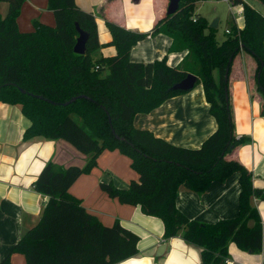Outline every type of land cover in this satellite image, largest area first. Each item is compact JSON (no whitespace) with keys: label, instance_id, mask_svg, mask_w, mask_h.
Instances as JSON below:
<instances>
[{"label":"trees","instance_id":"16d2710c","mask_svg":"<svg viewBox=\"0 0 264 264\" xmlns=\"http://www.w3.org/2000/svg\"><path fill=\"white\" fill-rule=\"evenodd\" d=\"M24 1L0 0L7 5L6 13L0 14V102L18 105L29 121L24 141L63 140L89 160L83 167L63 168L51 162L44 166L33 182V189L47 198L39 221L0 264H10L12 253L23 255L25 264H117L138 253V236L118 223L103 226L69 193L80 176L96 167L104 150H117L129 158L138 179L126 189L111 181L100 183V189L109 198L139 206L144 215L159 219L165 240L180 234L200 248L202 264L223 263L230 243L260 254L262 226L252 200H264V191L253 187L251 172L233 157L247 139L235 135L229 75L240 52L251 56L255 87L264 106V16L245 0H228L232 6H242L243 27L233 24L230 35L219 43L216 31L196 13L198 3L206 0H179L177 12L158 18L151 33L170 38V51H187L180 66L169 67L166 58L148 64L130 62L131 48L147 34L109 21L107 45L116 54L94 59L92 54L103 47L95 18L75 0H47L54 26L33 22V31L22 33L16 21ZM255 1L264 6V0ZM76 24L88 34L84 55L73 52ZM187 74L198 77L217 124L216 131L194 150L172 146L133 126L136 114L149 113L183 94L170 88ZM235 173L240 185L235 218L204 224L177 210L179 189L203 194L212 182H224Z\"/></svg>","mask_w":264,"mask_h":264},{"label":"crops","instance_id":"0c3cea01","mask_svg":"<svg viewBox=\"0 0 264 264\" xmlns=\"http://www.w3.org/2000/svg\"><path fill=\"white\" fill-rule=\"evenodd\" d=\"M249 2L245 0L248 6L264 16ZM75 3L94 15L98 41L103 46L92 54L94 59L116 54L115 48L107 45L111 37L106 21L147 34L131 48L129 60L132 63L148 64L166 58L169 67H178L188 54L187 51H170V38L151 34L155 21L166 14L168 0H75ZM205 3H213L211 11L203 9ZM220 3H225L229 10L225 0L201 1L196 8V13L205 18L208 25L217 21L216 29L220 22ZM238 9L232 10L234 14L229 10L233 19L238 16ZM6 10L7 6L0 14L3 16ZM239 16L241 20L234 21L238 29L243 27L242 15ZM16 22L22 33L32 32L33 22L49 27L55 24L53 13L47 9V0H25ZM238 56L230 69L229 91L236 138L247 140L233 157L251 172L253 187L264 191L263 100L254 83L253 58L243 52ZM28 126L29 121L18 105L0 102V262L39 221L47 198L33 189V182L44 166L51 162L63 168L83 167L89 160V156L82 155L63 140L35 137L24 141L23 133ZM133 126L151 132L172 146L191 150L199 149L217 129L200 83L188 92L167 99L149 113L136 114ZM137 179L129 158L117 150H104L96 159V167L89 174L80 176L71 185L69 193L103 226L118 223L138 236V253L117 264H202L199 247L184 241L180 234L165 240L159 219L144 215L139 206L121 204L117 199L109 198L99 186L111 181L117 188L126 189ZM239 194V174L235 173L224 182H212L203 194L179 189L175 205L189 220L212 224L238 215ZM252 206L261 221L262 251L250 254L230 243L228 258L235 264H264V200L253 198ZM10 264H25L24 256L12 253Z\"/></svg>","mask_w":264,"mask_h":264},{"label":"water","instance_id":"95a60500","mask_svg":"<svg viewBox=\"0 0 264 264\" xmlns=\"http://www.w3.org/2000/svg\"><path fill=\"white\" fill-rule=\"evenodd\" d=\"M179 8V0H168V6L166 10V15L171 16L177 12ZM217 27V21L214 20L210 25V29H216ZM76 32L78 34V37L76 38V43L73 47V52L77 55H84L86 53V43L88 40V34L83 32L78 25H75ZM227 76H228V70L225 72V82L227 81ZM198 82V77L193 75V74H187L186 77L181 80L180 82L174 84L170 89L172 91H178V92H188L194 88V86ZM22 93H25L24 91H21ZM81 97V96H80ZM77 98H72L69 102L63 104L68 105L69 103H72L75 101ZM263 111H264V106H263Z\"/></svg>","mask_w":264,"mask_h":264},{"label":"rangeland","instance_id":"374dc122","mask_svg":"<svg viewBox=\"0 0 264 264\" xmlns=\"http://www.w3.org/2000/svg\"><path fill=\"white\" fill-rule=\"evenodd\" d=\"M250 5L252 6H256V8L259 10V11H262L261 13H264V7L257 1H254V0H250L249 2ZM6 4H2L0 5V11H3L4 8L6 9ZM213 6V3L210 4V3H205V5L203 6V9L205 11H211V7ZM218 17L220 19V22L218 24V28L217 29H214L216 30L215 32V35H216V39L218 42H222L221 40H224L228 35H226L224 33L225 29H231L232 25L234 24V21L235 22H239V20H241V17L240 16H236L234 19L232 18L229 10H228V7L225 3H220V5H218ZM210 25V24H209ZM239 57V56H238ZM75 120L77 122H79L76 118Z\"/></svg>","mask_w":264,"mask_h":264},{"label":"built area","instance_id":"2783aa9c","mask_svg":"<svg viewBox=\"0 0 264 264\" xmlns=\"http://www.w3.org/2000/svg\"><path fill=\"white\" fill-rule=\"evenodd\" d=\"M225 1L229 5L230 12H233L232 10L235 9L236 7H238L239 9H238L236 15L239 16V15H242L243 14V8H242V6H240V5H238V6H232V5L229 4L228 0H225ZM232 14H234V12ZM224 33L226 35H230V30H225ZM97 69H98V67L95 68V70H97ZM221 264H235V263L232 260H230L229 258H225L224 261H223V263H221Z\"/></svg>","mask_w":264,"mask_h":264}]
</instances>
